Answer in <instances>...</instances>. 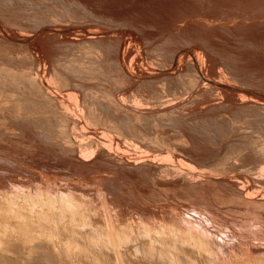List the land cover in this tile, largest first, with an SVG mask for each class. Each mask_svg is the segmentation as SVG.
Returning <instances> with one entry per match:
<instances>
[{"label":"rangeland","instance_id":"374dc122","mask_svg":"<svg viewBox=\"0 0 264 264\" xmlns=\"http://www.w3.org/2000/svg\"><path fill=\"white\" fill-rule=\"evenodd\" d=\"M194 1L209 24L0 0V182L47 185L51 218L262 264L264 0Z\"/></svg>","mask_w":264,"mask_h":264},{"label":"bare ground","instance_id":"6f19581e","mask_svg":"<svg viewBox=\"0 0 264 264\" xmlns=\"http://www.w3.org/2000/svg\"><path fill=\"white\" fill-rule=\"evenodd\" d=\"M75 1L81 3L87 13L92 14L97 9L101 15L106 17L107 13L127 14L147 20L160 17L170 22L179 17L185 20L191 19V16L198 15L199 17L201 14L202 22L206 24H209L207 20L214 17L210 11L203 13V10L197 5L198 2L196 3L194 0H122V2L101 0L99 3L90 0ZM212 1L216 3V0ZM207 6H209L208 3ZM204 7L201 8L204 9ZM162 11H166L167 17ZM192 23L194 22L185 21V28ZM199 26L193 27L194 34L203 37L206 30L203 28L204 26L199 29L201 27ZM7 184L8 186L5 187ZM7 184L0 182V264H103L104 260L106 261V259L102 260L107 250L105 242L115 247L118 253L123 255L124 259L120 260L119 258V264H169L176 260L183 264H221L217 259L207 256L204 248L201 253L191 248H189L190 251L186 250V247H179L180 253L175 252L170 240L166 239V235L152 233L149 229L140 234L142 241L139 239V242L132 243L130 241L133 236L127 228L126 231L117 226L114 231L112 229L106 235L98 231L96 219H94L96 222L91 219L92 222L88 225L85 223L80 225L70 214L69 217L67 214H62L58 217H54V215L51 218L48 215V210L53 207V196L47 185L41 183L31 188L27 186L28 184H18L15 179L8 180ZM24 187L28 190V196L18 195V190ZM70 188L63 187L56 191L63 194L62 202L71 212L75 204L70 195L75 190ZM83 213L86 215L85 211ZM67 228L69 229L67 230ZM129 238L131 240L128 242ZM108 254L110 255V253ZM258 258L264 264V257ZM106 264L109 263L106 262Z\"/></svg>","mask_w":264,"mask_h":264}]
</instances>
